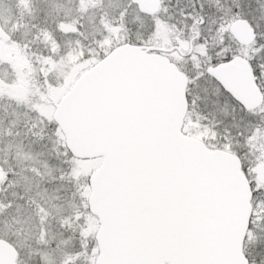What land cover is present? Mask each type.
I'll use <instances>...</instances> for the list:
<instances>
[{
	"label": "snow or ice",
	"instance_id": "obj_1",
	"mask_svg": "<svg viewBox=\"0 0 264 264\" xmlns=\"http://www.w3.org/2000/svg\"><path fill=\"white\" fill-rule=\"evenodd\" d=\"M76 3L0 17V264H264V0Z\"/></svg>",
	"mask_w": 264,
	"mask_h": 264
},
{
	"label": "flooded vegetation",
	"instance_id": "obj_2",
	"mask_svg": "<svg viewBox=\"0 0 264 264\" xmlns=\"http://www.w3.org/2000/svg\"><path fill=\"white\" fill-rule=\"evenodd\" d=\"M49 1L50 0H43L40 3L37 0V4H36V8H37L36 18L34 20H31L29 17L25 16L26 22H28L30 24L31 23H35V24H38V25H41V26H44L46 23L48 25H51L53 18L56 17L55 16L56 14H53V11L48 9V5L49 4H46V3H48ZM70 1L73 3V6H72L73 7V11L69 12L67 14L70 15L72 13L71 15H73V17H71V18L72 19L73 18H77L80 15V13L77 11L76 0H70ZM7 4L9 6V12L8 13H7V10H6ZM42 5H45V6H42ZM104 5L107 6L108 4H104ZM44 8H45V10H44ZM92 11H95V10H91L89 13L92 14ZM108 11L111 13L112 9L108 8ZM46 13H50V14L46 15ZM16 14H17V11H16V6H15V0H0V17H8L10 15L15 17ZM57 17H63V16L60 15V16H57ZM65 17H68V16L65 15ZM65 17H63V18H65ZM0 23H3V19L2 18H0ZM40 47H41L40 45H35L34 44L33 45V51H37ZM6 54L10 55L13 58V55L8 53V51H6ZM5 66H7V65H0V67H5ZM10 78H11V74L9 76V79ZM0 79H2L1 76H0ZM12 109L15 110V106L14 105H10L9 102L6 101V100H0V113L1 114H4V113L7 112V110H12Z\"/></svg>",
	"mask_w": 264,
	"mask_h": 264
},
{
	"label": "rangeland",
	"instance_id": "obj_3",
	"mask_svg": "<svg viewBox=\"0 0 264 264\" xmlns=\"http://www.w3.org/2000/svg\"><path fill=\"white\" fill-rule=\"evenodd\" d=\"M40 3L43 1V0H38ZM102 3L103 4H108V0H102ZM113 3H115V0H113ZM9 4V3H8ZM6 6V10H7V13L9 12V6ZM46 4H49L48 5V9L53 11V14H56V18H60V19H65L67 21H72L73 19L71 17H73V15H68L67 13L69 12H72L73 11V3L70 1V0H50L48 3ZM42 6H45V5H42ZM45 10V8H44ZM62 15L63 17L68 16V17H57V16H60ZM89 16H91V13L88 14ZM87 22V21H86ZM57 38L60 39L62 42L66 41L68 39V37H65L61 34H57ZM8 53H10L11 55H13V58L15 60H17V63H19V59L15 56V53L13 50H8ZM0 76L2 79H5V78H9L10 76V72L8 70V67L5 66V67H0ZM12 111H14V109L12 110H7V113H11ZM1 114V113H0Z\"/></svg>",
	"mask_w": 264,
	"mask_h": 264
},
{
	"label": "water",
	"instance_id": "obj_4",
	"mask_svg": "<svg viewBox=\"0 0 264 264\" xmlns=\"http://www.w3.org/2000/svg\"><path fill=\"white\" fill-rule=\"evenodd\" d=\"M5 55H6V56H10V55L6 54V52H5Z\"/></svg>",
	"mask_w": 264,
	"mask_h": 264
}]
</instances>
